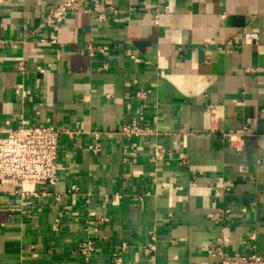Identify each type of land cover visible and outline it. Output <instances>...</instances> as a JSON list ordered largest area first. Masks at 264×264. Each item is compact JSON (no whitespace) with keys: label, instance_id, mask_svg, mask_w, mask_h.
I'll return each mask as SVG.
<instances>
[{"label":"crops","instance_id":"1","mask_svg":"<svg viewBox=\"0 0 264 264\" xmlns=\"http://www.w3.org/2000/svg\"><path fill=\"white\" fill-rule=\"evenodd\" d=\"M63 1L0 0V128L71 133L55 186L0 190V264H82L88 240L91 264L263 255L264 0H76L42 28ZM134 116L154 133L124 163Z\"/></svg>","mask_w":264,"mask_h":264},{"label":"built area","instance_id":"2","mask_svg":"<svg viewBox=\"0 0 264 264\" xmlns=\"http://www.w3.org/2000/svg\"><path fill=\"white\" fill-rule=\"evenodd\" d=\"M76 0H64L55 8H52L44 18L41 27L53 28L56 24H62L67 17L74 11ZM257 41L256 35H250L247 42ZM56 44V41H52ZM94 53L92 46L88 47ZM107 47L98 49L99 52L106 54ZM20 71L24 70V63L18 66ZM151 91L140 90L134 95L136 101L146 102L150 99ZM209 113L213 118L216 116V107L209 106ZM153 130L144 126L139 117L134 116L130 121L124 123L119 134L125 138L128 144L123 146L124 163L128 162L131 156L129 144L139 139H145L153 135ZM64 134H71L65 127L32 125L18 127L0 128V190H4L11 197H18L22 200H30L31 197H38L36 193L26 189L28 185H47L55 186L59 179V153L60 140ZM101 131L93 132L95 140L101 136ZM257 135H264V129ZM107 136H112L107 133ZM99 148L93 149L97 153ZM151 157L156 160L160 158L164 150L162 147L155 146L149 149ZM76 189V187H74ZM126 244L123 245L125 250ZM153 250V245H149ZM96 252V245L93 241L83 242L78 250L79 259L82 264H91V258ZM220 264H264V254L249 253L246 255H229L219 251ZM116 264H122L121 257Z\"/></svg>","mask_w":264,"mask_h":264}]
</instances>
